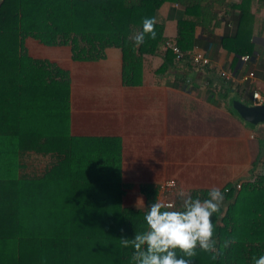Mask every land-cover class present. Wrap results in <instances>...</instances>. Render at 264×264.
Listing matches in <instances>:
<instances>
[{"label": "trees", "instance_id": "16d2710c", "mask_svg": "<svg viewBox=\"0 0 264 264\" xmlns=\"http://www.w3.org/2000/svg\"><path fill=\"white\" fill-rule=\"evenodd\" d=\"M169 1L196 8L188 0H0V264H135L134 247L122 246L121 239L148 230L145 215L156 193L146 185L145 207L126 205L118 141L56 130L70 110L69 73L30 56L26 39L70 45L78 61L102 59L108 47H119L123 82L141 84L144 55L163 47L160 72L178 63L194 68L196 21L180 20L176 38L167 40L158 14ZM146 17L157 20L156 39L146 36L137 47L132 37ZM169 41L186 53L182 61ZM224 45L240 57L250 55L241 33ZM177 80L186 84L185 76ZM41 112L54 124L50 133L38 126ZM40 159L46 161L41 168ZM221 192L214 238L218 249L225 241L228 246L215 260L197 248L192 264H254L253 257L264 255V172L239 190L230 185ZM208 193L189 195L204 200ZM182 202L175 201L176 209Z\"/></svg>", "mask_w": 264, "mask_h": 264}, {"label": "crops", "instance_id": "0c3cea01", "mask_svg": "<svg viewBox=\"0 0 264 264\" xmlns=\"http://www.w3.org/2000/svg\"><path fill=\"white\" fill-rule=\"evenodd\" d=\"M165 2L159 21L164 36L175 39L179 21H196L194 50L212 63L206 72L188 64L160 72L163 50L144 55L141 84L123 82V53L108 47L102 59L78 61L70 45H47L28 37L30 56L47 59L69 73L70 110L60 127L76 138L118 141L125 196L131 203H146L142 188L155 191L156 201H175L193 191H221L250 181L264 172V122L245 120L235 108L241 101L254 105L253 92L264 97V0H188ZM238 33L249 46L245 61L226 48L224 41ZM220 70L234 74L229 81ZM254 72L249 80L244 75ZM191 78L183 84L177 78ZM66 123V124H65ZM175 179L167 194L162 183ZM185 194L184 197L180 193Z\"/></svg>", "mask_w": 264, "mask_h": 264}, {"label": "clouds", "instance_id": "9594fccd", "mask_svg": "<svg viewBox=\"0 0 264 264\" xmlns=\"http://www.w3.org/2000/svg\"><path fill=\"white\" fill-rule=\"evenodd\" d=\"M155 17H146L142 21V30L132 39L135 45L145 42L146 36L156 39ZM184 197L183 192L180 193ZM207 199H193L190 195L183 199L182 210L176 209L173 202L156 201L150 205L145 215L148 230L135 234L134 239H121L124 247L135 249L132 259L135 264H192L197 248L212 253L215 260L222 249L228 246L225 241L217 248L214 238L213 215L220 213L224 194L218 187H212ZM181 253L179 255L177 253ZM254 264H264V255L253 257Z\"/></svg>", "mask_w": 264, "mask_h": 264}, {"label": "built area", "instance_id": "2783aa9c", "mask_svg": "<svg viewBox=\"0 0 264 264\" xmlns=\"http://www.w3.org/2000/svg\"><path fill=\"white\" fill-rule=\"evenodd\" d=\"M167 46L173 48V51L177 54V59L179 62L182 61V59H184L185 57L184 55H186V53L183 52L178 46H174L170 41L167 42ZM249 58H250V55L248 54L243 55L241 57V59L245 61H247ZM192 64L196 71H202V72H206L208 69L212 67L211 59L208 56H206L205 53L201 51H193ZM219 75L222 78L227 79L229 81L235 80L234 74L227 70H220ZM254 75H255L254 72H249L244 75L243 79L249 80L253 78ZM191 82H192L191 78L186 79L187 84H190ZM252 97H253L254 104H264V97L260 94V92L254 91ZM242 183L243 181L237 182L234 185L235 189L239 190L242 187ZM162 188L167 194H170L174 192L175 189L177 188V182L175 179L166 180L165 182H163ZM229 190H230L229 188L226 189V191H229ZM164 202H171V201H164Z\"/></svg>", "mask_w": 264, "mask_h": 264}, {"label": "water", "instance_id": "95a60500", "mask_svg": "<svg viewBox=\"0 0 264 264\" xmlns=\"http://www.w3.org/2000/svg\"><path fill=\"white\" fill-rule=\"evenodd\" d=\"M235 108H237L245 120L251 123L258 124L264 122V104L248 105L241 101H236Z\"/></svg>", "mask_w": 264, "mask_h": 264}, {"label": "rangeland", "instance_id": "374dc122", "mask_svg": "<svg viewBox=\"0 0 264 264\" xmlns=\"http://www.w3.org/2000/svg\"><path fill=\"white\" fill-rule=\"evenodd\" d=\"M57 85V84H56ZM37 93H42V92H40V91H38ZM42 104H43V102H42ZM47 115V114H46ZM40 117H36V121H37V123H38V126L40 125L41 127H42V130H43V132H47V133H50V132H52V130H50L51 128L50 127H53V123L52 122H50V120H49V118H45V116H44V114H42V112H41V115H39ZM39 119H40V122H39ZM35 124H36V122H35ZM66 124V123H65ZM55 128H57L56 130H60V131H64L65 130V128H66V126L65 125H63V128L62 127H60V126H57V127H55ZM42 159H40L39 161H36V164L37 165H39V168H41L42 166H44L45 165V163H46V161L45 160H43V161H41ZM41 161V164H38L39 162ZM33 166V163L30 161L29 162V165H28V168L30 167H32ZM241 182V181H240ZM162 185H163V183H162ZM162 191L163 192H165L164 190H163V188H162ZM166 193V192H165ZM125 204L126 205H128V206H133V207H145V205H143V204H139V203H131L130 201H129V199L126 197V199H125ZM145 204V203H144Z\"/></svg>", "mask_w": 264, "mask_h": 264}]
</instances>
